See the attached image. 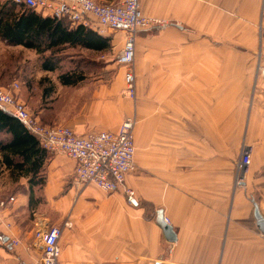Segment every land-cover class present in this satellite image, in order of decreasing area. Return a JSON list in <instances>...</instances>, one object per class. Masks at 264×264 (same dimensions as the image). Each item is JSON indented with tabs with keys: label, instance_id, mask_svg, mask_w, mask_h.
Returning a JSON list of instances; mask_svg holds the SVG:
<instances>
[{
	"label": "crops",
	"instance_id": "crops-1",
	"mask_svg": "<svg viewBox=\"0 0 264 264\" xmlns=\"http://www.w3.org/2000/svg\"><path fill=\"white\" fill-rule=\"evenodd\" d=\"M140 8L162 22L136 35L137 44L157 46L136 57L141 139L137 167L126 177L134 200L122 188L78 186L75 161L64 153H50L45 178L32 184L0 152V199L14 197L0 208V264L37 259L38 233L51 225L62 227L59 264H264L253 202L264 216V78L256 76L264 62V0H140ZM97 32L110 38L108 49H122L125 29ZM72 48L108 50L66 44L58 55ZM42 70L50 76L39 88L41 104L26 80L18 93L40 119L82 134L117 131L132 113L121 75L77 68L81 78L70 86L58 70ZM68 89L86 94L65 116L67 104L54 98ZM244 145L252 159L238 183ZM159 210L174 239L157 222Z\"/></svg>",
	"mask_w": 264,
	"mask_h": 264
},
{
	"label": "built area",
	"instance_id": "built-area-1",
	"mask_svg": "<svg viewBox=\"0 0 264 264\" xmlns=\"http://www.w3.org/2000/svg\"><path fill=\"white\" fill-rule=\"evenodd\" d=\"M12 1L18 5L34 8L44 15L65 19L71 25L83 23L102 33L106 29H125L127 37L118 58L119 62L126 64L133 60L137 32L162 22L158 18L144 15L140 8V0H122L117 3L98 0ZM258 71L264 78V62L258 64ZM126 82L129 89L133 88L135 74L132 70L126 73ZM0 108L18 118L39 139L47 152L64 153L73 159L74 181L78 186L83 187L93 183L108 192L122 188L128 200L130 202L134 200V190L126 185L127 175L136 168L132 118H127L118 131L90 130L80 134L67 125L48 126L40 123L12 91L4 88H0ZM251 159L252 149L244 145L237 164L238 183L243 182ZM13 199L11 197V200ZM4 206L5 202H1L0 207ZM61 234L60 225H51L41 230L38 233L42 246L40 256L33 261L20 264H59Z\"/></svg>",
	"mask_w": 264,
	"mask_h": 264
},
{
	"label": "trees",
	"instance_id": "trees-1",
	"mask_svg": "<svg viewBox=\"0 0 264 264\" xmlns=\"http://www.w3.org/2000/svg\"><path fill=\"white\" fill-rule=\"evenodd\" d=\"M0 35L12 45H23L44 57L42 69L58 70L63 84L73 86L81 72L77 68L63 69L57 65V55L64 45L104 51L110 38L80 23L71 25L65 19H57L7 0L0 8ZM43 82V80H41ZM0 152L7 166L31 175L32 184L41 183L43 167L49 157L39 139L15 116L0 108ZM41 179V180H40Z\"/></svg>",
	"mask_w": 264,
	"mask_h": 264
},
{
	"label": "rangeland",
	"instance_id": "rangeland-1",
	"mask_svg": "<svg viewBox=\"0 0 264 264\" xmlns=\"http://www.w3.org/2000/svg\"><path fill=\"white\" fill-rule=\"evenodd\" d=\"M159 24L161 23H157V25ZM156 26L152 27V29H154ZM105 31H107V29ZM110 44L113 43L111 42ZM124 45L121 50H119V48L116 50H113V48L112 49L109 48L108 50L111 49L110 50L111 52L107 50V52H102V53L72 48V49L64 50L61 56L57 55V58L60 59V63H62L63 69L78 68L79 70H81L83 73L86 74L93 73L91 75H97V76L102 75L104 77H108V75H110L111 77L121 75L123 77L124 87L122 88V94L125 95V97H127L132 102L133 110L131 114L127 115L124 118L122 123L127 118L133 119L134 122L133 135H134V143L136 147L135 150V155H136V152L138 151V145H140V139H141L140 137L141 80L136 69V57L145 53L147 51L148 46H151V48H153V50L155 51V47L157 46V44H137L135 39L133 60L131 61V63L128 64L119 62V58H118L124 48ZM44 62H45L44 57L32 49L31 50L27 49L25 48V46H17L8 43H3L0 40V88H4L6 90L12 91L16 95L17 99L21 101L23 104H25L28 111L32 114L34 118H37L40 123L48 126L61 125L63 123L45 121L42 118L40 119L36 113L32 112L29 109L28 104L26 105L25 101L18 94L20 87L21 88L23 87L22 86L24 83L23 81L26 80L27 82L33 84V87L39 91V93L35 95L36 97L35 99H39L41 94L40 89L41 90L44 89V83L46 84L49 82L48 78L50 76L48 73L42 70V64ZM258 64L256 66L257 68L256 76L259 75ZM128 70H132V72L135 74V82L133 84V88L131 89H129L128 84L126 82V73L128 72ZM41 80H43V82H41ZM85 94L86 93H83L82 91L77 92V91H73V89H68L67 91H63V93L59 97H55L54 100L58 101L59 104H62L63 106L65 105V103L67 104L66 106L67 113H65V116H67L66 114L69 115V112L67 110V109L70 110L69 106H71V108L72 107L75 108L77 104L80 102L79 101L80 97L84 96ZM39 100L41 104L42 101L41 99ZM34 104L36 106L38 105L36 101L34 102ZM121 125L119 129L121 128ZM97 130H108V129H97ZM237 164L238 161L236 162V167H238ZM9 195L10 192H8L6 195L4 194L1 195L2 197L0 199V203L5 202L4 207H6L10 201L14 200V199L11 200V197L9 199L4 198V197H8Z\"/></svg>",
	"mask_w": 264,
	"mask_h": 264
},
{
	"label": "water",
	"instance_id": "water-1",
	"mask_svg": "<svg viewBox=\"0 0 264 264\" xmlns=\"http://www.w3.org/2000/svg\"><path fill=\"white\" fill-rule=\"evenodd\" d=\"M253 202L255 205L254 215L257 219L258 226L261 231L264 232V216L261 214L257 202L255 200H253ZM157 222L164 228V230L170 235V237H172L171 239L175 238V236L173 237L172 226L166 223L162 210L158 211Z\"/></svg>",
	"mask_w": 264,
	"mask_h": 264
}]
</instances>
